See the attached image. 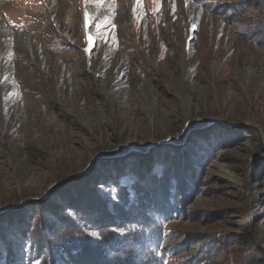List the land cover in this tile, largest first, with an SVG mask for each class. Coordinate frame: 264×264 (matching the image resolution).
Instances as JSON below:
<instances>
[{
    "label": "rangeland",
    "instance_id": "374dc122",
    "mask_svg": "<svg viewBox=\"0 0 264 264\" xmlns=\"http://www.w3.org/2000/svg\"><path fill=\"white\" fill-rule=\"evenodd\" d=\"M171 145L192 151L195 173L164 217L166 264H264V0H0L9 239L22 228L13 210L34 216V202L98 159L108 162L92 173L112 212L115 180L149 194L167 175L154 158ZM19 245L27 262L30 241Z\"/></svg>",
    "mask_w": 264,
    "mask_h": 264
},
{
    "label": "trees",
    "instance_id": "16d2710c",
    "mask_svg": "<svg viewBox=\"0 0 264 264\" xmlns=\"http://www.w3.org/2000/svg\"><path fill=\"white\" fill-rule=\"evenodd\" d=\"M173 146L155 156L161 165L167 163V175L161 184L154 182L155 188L149 194L142 192L144 186L137 181V188L132 189L124 187V182L114 181L118 190L112 200L114 212L108 208L111 199L108 202L102 196L97 184L103 178L97 174L101 173L100 164L108 162L105 159H98L87 176L65 179L55 185L50 196L28 208H36L34 216L29 217L28 210H13L22 228L17 237L9 239L0 225L6 247L2 255L5 259H0V264H166L173 246L166 239L164 224L168 221L164 217L179 209L178 199L182 202L187 198V178L191 177L188 172L195 173L192 151L180 152ZM143 159L142 174L152 158ZM122 160L123 157L117 161ZM93 171L97 174L93 175ZM172 185L179 190L171 192L168 187ZM24 239L30 241L27 262L17 260L23 253L19 244Z\"/></svg>",
    "mask_w": 264,
    "mask_h": 264
},
{
    "label": "snow or ice",
    "instance_id": "6c2138e0",
    "mask_svg": "<svg viewBox=\"0 0 264 264\" xmlns=\"http://www.w3.org/2000/svg\"><path fill=\"white\" fill-rule=\"evenodd\" d=\"M98 2H103V0H98ZM136 3L139 5V4H142V0H136ZM135 10V9H134ZM84 19H85V27L88 28L91 26V21L89 19V14L87 12L84 13ZM101 25L100 24H96V29H97V32L99 33L100 32V29H101ZM103 27L105 29H107L109 27V24L107 22H105V24L103 25ZM111 28H114L115 25L114 24H111L110 25ZM87 41H88V44H89V48L86 50L88 52H91L92 49L96 46V38H94L92 35H88L87 36Z\"/></svg>",
    "mask_w": 264,
    "mask_h": 264
},
{
    "label": "water",
    "instance_id": "95a60500",
    "mask_svg": "<svg viewBox=\"0 0 264 264\" xmlns=\"http://www.w3.org/2000/svg\"><path fill=\"white\" fill-rule=\"evenodd\" d=\"M77 175H75L74 177H76ZM71 178H73V177H71ZM68 179H70V178H68Z\"/></svg>",
    "mask_w": 264,
    "mask_h": 264
}]
</instances>
